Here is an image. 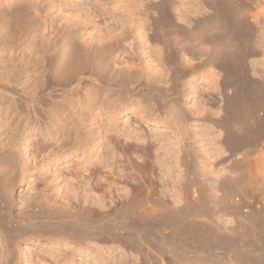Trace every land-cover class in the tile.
<instances>
[{"label":"rangeland","instance_id":"374dc122","mask_svg":"<svg viewBox=\"0 0 264 264\" xmlns=\"http://www.w3.org/2000/svg\"><path fill=\"white\" fill-rule=\"evenodd\" d=\"M159 1L41 0L29 6L37 34L0 51L6 65L24 66L43 30L50 40L73 27L89 45L121 32L135 39V51L119 62L143 75L139 92L121 104L132 109L98 113L92 134L104 140L96 150L59 146L48 132L58 102L48 98L37 105L39 130L22 147L10 129L0 135V264H264V106L261 125L241 127L240 101L229 103L222 89L236 80L247 105L264 102V16L243 31L233 17L229 29L210 24L201 33L203 0H166L173 15L164 26L166 55L151 8ZM261 1L251 0L253 9L263 10ZM1 12L0 28L11 31L13 8L0 1ZM225 49L249 50L250 83L226 80ZM26 87L34 93L38 79ZM7 94L0 90V123L8 105L6 118L35 119Z\"/></svg>","mask_w":264,"mask_h":264},{"label":"bare ground","instance_id":"6f19581e","mask_svg":"<svg viewBox=\"0 0 264 264\" xmlns=\"http://www.w3.org/2000/svg\"><path fill=\"white\" fill-rule=\"evenodd\" d=\"M0 1L4 2L6 6L13 8L12 15L15 20V23L11 27V31L6 32L0 28L1 51L9 46L21 45L23 42L22 37L25 39L32 33L37 34V28L40 24L35 23L36 25L33 26V19L29 16V6L31 4L32 6L40 4L41 0ZM250 1L234 0V2L227 4V2L220 3L218 0H203L207 9L201 10L200 13L203 12L202 15H204L201 18L199 17L195 24V28L201 32L210 24L219 23L221 27L223 26L229 29L228 27L231 25L229 22L232 21L233 17H236V23H233L236 26L235 30L238 29L237 32L243 31L246 28V24L253 21L255 22L260 15L264 16V8H262L263 10H255L251 5L253 3H250ZM262 1L261 2L264 3V0ZM232 5H234V7ZM151 8L159 12V16L153 18L154 24L164 27L168 26L173 21V15L167 9L166 0L152 3ZM4 16L5 15L1 12L0 17ZM30 27L33 29L31 30ZM70 28H63L61 35L50 40H47L43 30V41L40 47L33 52L31 62L24 66L6 65L0 54V90L8 93V100H13L11 102L15 103L17 100H20L23 104L25 103L27 107L30 106V109H27L36 119L32 118L30 120L31 117H27V119L25 117L23 120L21 117V119L19 118V120L15 121L12 117L6 118L10 106L6 105L7 109L3 108L6 109L5 111H7V113H2L5 116L0 123V135L4 130L10 129V133L15 136L13 142L17 146L19 145L22 147L30 139L32 133L39 130L38 122L40 121H38L39 119L37 118L39 106L37 107V105L45 98L55 100L54 102L56 103L58 102V109L50 112L54 114L50 116L49 121L51 126L49 125V128L52 127V129H48V132L53 139L58 141L60 147H65V149L69 147L68 149L74 153L80 150L81 147L96 150L102 145L104 140L102 134H92V129H94L96 117L99 112L105 111L110 115H116L119 110L121 111L123 109L127 111L132 109V102H124L123 105L121 104L125 97H128V95H135L139 92L140 85L143 82L142 71L137 68L135 64L124 67L119 62V58L122 52L135 51V39L123 35V33L120 32L117 34L118 37L115 41H101L94 45H89L86 40H81L83 42H80L78 40L80 35L77 36V32ZM231 28L233 29V27ZM84 29L85 28L80 29L79 32L82 33ZM205 29L207 30V28ZM180 30H182V27ZM69 31H71V33H69ZM167 34L168 29L164 27L162 38H160V43H162L160 49L164 50L166 55H168V48L171 43ZM248 54L249 50L246 49L243 55L246 58ZM243 55L230 52L227 58H223L224 60H222L223 62L221 61V67L226 71V80L227 75L228 77L231 75L237 79L243 78V80L246 79L247 81L249 75ZM206 56V62L208 63L215 59V55L212 54V52ZM216 58L218 59V57ZM35 78L39 81V87L36 91L33 90L35 91L33 93L30 92L26 86L29 82L35 80ZM230 82L226 81L222 85V89L229 103L233 98V101H235L236 98L238 102L240 101L238 103L240 105L236 104L237 107H239L238 110H236L239 113H236L237 115L234 116L236 123H239L240 126H246L249 122L254 120L255 124H260V115L257 113V108H259L260 111L263 110L264 102L262 105L259 104L261 105L260 107L257 104L258 107L256 106L254 108H252L253 106L251 105H253V103H251L250 107L246 104L248 100H246L245 88L244 90L238 89L236 80L234 82L236 87L232 85L233 82ZM247 83L250 82L247 81ZM232 86L233 88L235 87V89H233L234 91L232 95H230ZM248 93L249 92H247V94ZM7 102L9 103V101ZM51 104H53V102ZM46 110H48V108ZM240 113L242 116L239 118L241 115ZM262 121L264 123V118ZM263 123L262 125H264ZM53 127H57L58 129H53ZM7 147L8 149L11 147L9 150H12L11 144ZM6 151L9 152L8 150ZM249 181H251V179ZM249 183L255 186L252 182Z\"/></svg>","mask_w":264,"mask_h":264},{"label":"clouds","instance_id":"9594fccd","mask_svg":"<svg viewBox=\"0 0 264 264\" xmlns=\"http://www.w3.org/2000/svg\"><path fill=\"white\" fill-rule=\"evenodd\" d=\"M222 54H223V55H225V56H228V55H230L229 51H228V50H226V49L222 51Z\"/></svg>","mask_w":264,"mask_h":264}]
</instances>
